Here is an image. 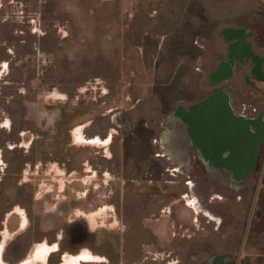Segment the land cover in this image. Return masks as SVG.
I'll list each match as a JSON object with an SVG mask.
<instances>
[{"label":"rangeland","instance_id":"rangeland-1","mask_svg":"<svg viewBox=\"0 0 264 264\" xmlns=\"http://www.w3.org/2000/svg\"><path fill=\"white\" fill-rule=\"evenodd\" d=\"M242 22L264 56V0H0L1 258L19 264L47 241L33 264H187L205 243L234 259L258 172L236 192L190 146L178 173L167 156L192 126L177 108L210 92L222 28ZM239 70L223 91L234 112L256 115L264 83ZM204 158L226 167L220 154ZM190 181L205 212L223 217L218 230L198 213ZM158 217L165 231L152 234L146 219ZM252 240L241 264H264Z\"/></svg>","mask_w":264,"mask_h":264},{"label":"flooded vegetation","instance_id":"flooded-vegetation-1","mask_svg":"<svg viewBox=\"0 0 264 264\" xmlns=\"http://www.w3.org/2000/svg\"><path fill=\"white\" fill-rule=\"evenodd\" d=\"M230 30H236V31L232 32ZM222 34H223L222 36L225 37L226 39L225 55L219 60L218 64H216L214 69H212L211 72L208 74V78L210 79V83L212 87L210 89V92L206 96L210 95L214 88L222 87L223 89L224 88L223 84L228 78L232 77L236 73H240L239 70L240 66L242 67H246L247 65L249 66V74L248 76H244L246 82L249 83L250 82L249 77H252L254 80L264 83V56L259 55L253 50L251 38H253L254 35L252 29H250L249 27L246 28L243 27L240 29H226L223 30ZM259 38L263 39L262 44H264V36L261 35V37ZM236 63L240 66H237ZM222 66H225L226 75L224 76V78H222L223 75L219 74L220 76H217L218 78H216V75L219 73L218 71ZM218 83L219 85L216 86L215 84ZM229 102L230 100L228 99V103ZM193 104L186 106L185 109L183 105H179L178 107V109H184L183 115L185 116V118H187V121L189 120L192 122V126L189 127L191 129L190 133L184 132V135L182 136L183 132L179 131L180 137L177 138L175 136L174 139L173 138L170 139L172 140V144L174 148L176 147L175 145L177 144L180 145V147L178 148L179 150L177 149V151L176 150L173 151L172 154L173 158L167 156L165 151L163 152L164 153L163 155H166L168 159L173 160V162L177 163L174 167H172L174 169V172L178 173L177 169H180L182 167L183 160L189 153L188 150L185 149V147L190 146L192 151H194V155L191 156L193 158H197V160L203 164L204 169L208 173L218 175L219 181L216 183H218L221 187L225 189H231L236 192L241 191L244 188V184H243L244 179L246 176H248V174L257 171L258 176L260 172H262V175L257 189L256 198L252 206V211L250 217H248L249 210L251 207L252 197L254 195L258 180V176H257L253 194L249 203L247 216L243 224V231L235 258L234 259L230 258L227 253L210 252V244L205 243L203 250L199 248V246L196 247L193 256L189 257L187 264H241V258H242L241 252H243L244 247L248 245V242L251 241L252 238H253L252 240L253 242L255 243L257 242L256 245L259 248L261 249L264 248V180L262 179L264 174V110H260L259 112H257L256 115L255 114L252 115L250 114V112L247 111L246 107H242L241 108L242 110H240V112H234L232 106L228 105L232 114L238 120L242 121L241 123H239L238 121L234 122L233 120H231V122L239 125L245 131L243 134H241L242 138L239 140L238 145H236L238 147L234 148L231 144L225 143L224 146L223 144L221 145L223 149L220 148L219 150H217V147H215L216 148L215 150L210 151V153L213 154L212 157L213 159H216L217 154H220L222 159H227V163L229 164V166L226 163V167H225L223 163H221V165L216 166L214 164V161L212 160L207 162L200 149H198V147L195 145L194 143V141L196 142L195 134L197 135L199 134L198 131L196 130H195L196 132H194L193 128H195V126L198 125V122L197 120L190 118L189 114H192L193 111L186 110L189 106ZM251 110L252 112H256V109L254 108ZM172 121L173 123L178 125L179 130L183 128L184 122L179 117H176L174 120L172 119ZM95 136H99V135L96 134L94 135V137ZM177 136L179 135L177 134ZM90 141H87L86 144H92L89 143ZM145 183L151 184L152 181H146ZM184 184L188 186V189L190 190L192 197L195 198V201L200 205L198 207V211H199L198 213L201 216H203V218H205L208 223H212L214 227L213 230H218V228H220L223 224V217L220 216L219 220H217L212 215H209L208 213L205 212L206 207L205 204L200 200L198 188L195 186L196 184L195 182L190 181ZM148 188L151 189V186L148 185ZM211 192H213V190ZM149 194L151 195L152 191H150ZM238 199L240 200L241 198L239 197ZM162 204H163L162 199H157V201L155 202V206ZM149 205L150 203H147L146 211L147 213L150 214L149 216L152 217L153 214L151 212V206L148 207ZM164 210L163 208H159V212L161 213H163ZM255 211H257L256 215H254ZM145 225H146L145 226L146 229L149 230L150 233L154 234L155 232L157 233L158 231L159 232L165 231L166 223L163 224L162 221L161 223H159V217H158L155 219L152 218L146 219ZM73 226L75 228H81V226L83 225H81L80 223H75L73 224ZM173 226L174 225H172V227ZM162 227H163V231L161 230ZM179 228H181V225L179 226ZM253 233L255 234L252 237ZM191 236L192 235H189L188 238ZM173 237H175V234ZM243 238H244V242L242 244V248L240 249ZM59 245H60L59 243L58 245L56 244V247H59ZM177 248H179L178 245ZM205 252H206L205 257H201ZM151 260L153 259L151 258ZM181 263H182L181 259H175V261L173 262V264H181Z\"/></svg>","mask_w":264,"mask_h":264},{"label":"water","instance_id":"water-1","mask_svg":"<svg viewBox=\"0 0 264 264\" xmlns=\"http://www.w3.org/2000/svg\"><path fill=\"white\" fill-rule=\"evenodd\" d=\"M227 105H229L228 95L223 91L222 87H217L213 89L210 95L186 109L196 113H194V115L197 117V122L202 126L199 134L206 144L204 145L207 147L206 150H215L216 148L214 146L220 143L223 145L229 143L234 148L238 147L236 145H238L239 140L242 138L241 134H243L245 130L235 123L226 121V114L224 113L223 106L227 107ZM261 175L262 172H260L258 176L248 217H250L252 211ZM243 242L244 238L242 239L240 249L242 248Z\"/></svg>","mask_w":264,"mask_h":264},{"label":"crops","instance_id":"crops-1","mask_svg":"<svg viewBox=\"0 0 264 264\" xmlns=\"http://www.w3.org/2000/svg\"><path fill=\"white\" fill-rule=\"evenodd\" d=\"M246 28L247 27V25L244 23V22H242V24L240 25V24H234V25H229V26H226V27H224V28H222V30H226V29H240V28ZM230 31H232V32H235L236 30H230ZM223 41L225 42L226 41V39H225V37H223ZM188 106V105H187ZM184 108H186L185 106H183ZM198 138V137H197ZM194 143H195V145H196V142L194 141ZM163 146V145H162ZM197 146V145H196ZM198 147V149H199V146H197ZM201 151V150H200ZM211 151V150H210ZM210 151L209 150H206V152L208 153V156H209V153H210ZM190 203V202H189ZM21 223L22 224H20V230L19 231H21V230H23L24 228V226H25V223H24V218H22V221H21ZM6 234H8V232L6 233ZM5 234V235H6ZM9 235V234H8ZM8 235H6L7 237H8ZM9 239V238H8ZM8 239H5L2 243H1V245H0V263L1 264H8V262H6L5 260H3L2 258H1V256H2V254H3V252H4V248H5V246H6V244H7V241H8ZM43 246H45V247H43ZM43 246H41L40 244H37L34 248L35 249H32V251H31V253H30V255H29V257H28V259H27V261H22V262H20L19 264H28L29 262H31L32 264L34 263V261L36 262V259L37 258H42V254H43V251H44V249L45 248H52L53 246H51V247H49L48 246V242L47 241H45V242H43ZM55 246V245H54ZM56 249V248H55ZM63 264H67V261L65 262L64 261V263Z\"/></svg>","mask_w":264,"mask_h":264},{"label":"bare ground","instance_id":"bare-ground-1","mask_svg":"<svg viewBox=\"0 0 264 264\" xmlns=\"http://www.w3.org/2000/svg\"><path fill=\"white\" fill-rule=\"evenodd\" d=\"M223 75L224 74V72H223V70H221L217 75H216V78H218L217 76H220V75ZM223 109H224V113L226 114V118L225 119H227L226 121H228V122H231V120H233L234 122L236 121H238L239 123H241L242 121L241 120H238L233 114H232V112H230V108H229V106L227 105V107H225V106H223ZM228 111V112H227ZM194 113L195 112H192V114H189L190 115V118H192V119H194V120H197V117L194 115ZM227 116H228V118H227ZM202 126H201V124H199L198 123V125H196L195 126V128H193V131L194 132H196V131H198V134H199V132H200V128H201ZM196 130V131H195ZM200 135V134H199ZM199 135H197V134H195V136H196V145L197 146H199V149L201 150V152L203 153V155L205 156V157H208V153L206 152V148L207 147H205L204 145H206L205 144V142H204V140L202 139V137L201 136H199ZM198 137V138H197ZM76 139L78 140V139H81V137L80 136H78V137H76ZM221 143L220 144H217L216 146H214V147H217V150H219L220 148L221 149H223L222 147H221ZM224 146V145H223ZM209 157H213V154H211V153H209ZM214 157H215V155H214ZM43 247H45V246H43ZM49 250V248L47 247V248H45L44 249V251H43V254L42 255H44L47 251ZM73 260H75V259H73ZM69 261V259L67 260V263H69L68 262ZM74 262H76V261H74ZM73 264V263H72ZM76 264V263H75Z\"/></svg>","mask_w":264,"mask_h":264}]
</instances>
